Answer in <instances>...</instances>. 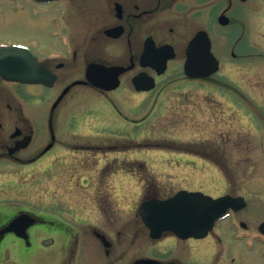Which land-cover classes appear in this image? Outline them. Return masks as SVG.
I'll return each mask as SVG.
<instances>
[{"label": "flooded vegetation", "instance_id": "obj_1", "mask_svg": "<svg viewBox=\"0 0 264 264\" xmlns=\"http://www.w3.org/2000/svg\"><path fill=\"white\" fill-rule=\"evenodd\" d=\"M46 6L62 14L72 42L53 45L42 53L25 43L44 70L56 77L52 87L38 86L45 91L43 119L32 117L36 85L8 81L0 74V169L2 165L13 170L29 168L49 160L48 154L64 145L63 137L77 143L90 138L81 132L84 125L75 112H70L72 118L60 121L61 126L50 120L52 89L64 91L70 84L83 81L69 88L71 104L80 107L88 97L98 106L95 111L102 116V127L120 130L112 137L128 142L132 137H142L141 128L169 86L182 85L177 90L189 87L188 93L181 92L184 96L180 99L185 101L194 98L199 88H205L203 85L214 82L223 86L225 103L221 136L223 197H229L235 207H230L229 214L204 238L182 239L164 233L153 240L140 219L119 224L113 214L117 201L110 191L112 181L117 175H136L134 171L116 169L104 160L101 166L65 168L53 166L59 164L53 160L43 169L49 185L52 170L76 176V186L80 180L82 188L83 182L94 185L93 192L80 191L83 208L79 207L78 214L82 217L70 214L73 220L78 219L81 229L55 213L0 201V230L23 213L37 219V224L27 230L28 243L13 233L0 235V264H37L41 254L45 264H136L137 259L156 261L140 264H264V0H60ZM199 33L210 40L219 61L216 77L197 79L185 73L188 45ZM196 52L202 59L201 51ZM90 64L124 69L118 78L119 87L112 91L94 87L86 79ZM208 67L198 65L194 70ZM113 77L107 78L105 85ZM152 80L156 86L147 90ZM192 83L197 85L188 86ZM149 101L150 114L132 118L122 112L131 109L141 114ZM176 114L173 121L178 124L180 114ZM209 126L205 121L198 128L201 135ZM131 128H139V132H124ZM48 145L51 148L43 153ZM55 196L53 193V203L63 205L64 195H59L60 199ZM145 198L164 197L151 187ZM137 239L138 253L131 250Z\"/></svg>", "mask_w": 264, "mask_h": 264}, {"label": "rangeland", "instance_id": "obj_2", "mask_svg": "<svg viewBox=\"0 0 264 264\" xmlns=\"http://www.w3.org/2000/svg\"><path fill=\"white\" fill-rule=\"evenodd\" d=\"M17 4L18 5L13 8H0V42H29L31 46L35 48L40 46L42 50L45 48H51L56 42H58V39L55 38L54 32L62 31L64 29L63 24L53 23L51 19L48 18L49 16L46 14L47 10L44 7L36 6L26 0H21ZM215 87L223 91L222 87ZM216 91V88H211L209 90V94L214 95ZM44 92L45 91L42 90V88L36 87V100L39 98L43 99ZM178 94L179 93L169 92L167 95L168 103L166 102L167 107L162 108L164 110H162L159 114L158 111H155L151 121V128H153L157 134L160 133L161 135H165L169 133L171 136H173V134H175L174 136L178 135L180 137L179 140L174 138H164L167 140L164 142L162 138L152 137L149 139V137L146 135L139 140L140 142L131 141L126 143L125 145L128 146L127 148L129 150L120 154L115 153L114 155L117 156L118 160H126L127 162L134 158L143 159V161L153 172L159 173L162 176L159 181L163 183L170 182L171 186L168 185L166 188V190L168 189L169 192H171L170 194H172L174 191H177V187L179 186L182 188V190L190 192H202L204 195L207 194L209 196L216 197L217 194L214 193L213 189L216 192L219 190L221 192L223 188L220 183L222 180L220 174L214 171L206 161H202L196 156H193L192 153L188 152L187 150L190 149V146H195V149H201V147L203 148L204 144H207L208 148L211 150L219 149V142L216 141L220 140V132L223 131H221L223 127V113L222 111L219 112V110H216V112L212 111L211 114L209 111L204 112L200 108L193 107V104L188 100L178 103L174 97V95ZM196 96L198 97L201 95ZM215 102L222 103L216 97ZM215 102H210L209 107L211 106L212 108L216 106ZM38 109L39 105L36 104L34 113L35 116H37L36 113L38 112ZM221 109L223 110V107ZM177 112L180 114L178 116L180 117L178 124L173 121L174 117L177 116ZM127 114L130 115L128 110ZM64 118H68V116L65 114ZM205 121L209 122L210 129H208L206 135L200 137L202 139L208 137L209 140L205 143H199L197 141L200 134L198 128L201 127ZM194 134L197 135L196 138H193L192 135ZM190 141H192V143H190ZM79 144L81 143H78L77 145ZM133 144H147V147H140L136 149H134V147H129ZM155 145L161 147L157 148ZM122 147L123 145L121 148ZM172 149L175 150L173 151ZM180 150H183L184 152ZM86 155L88 156V154ZM119 165L121 164H116L117 167ZM164 169H172L174 173L171 174L172 177H169V173H166ZM4 173L0 174V182L3 181L1 178L4 180H10L11 178H14V175L10 174L11 171H6ZM25 176L26 175H23L22 177L21 175L18 176L21 178L18 181L17 187L21 189L26 188V190L23 192L21 189L17 190L15 192V196L16 199L19 200V206H26L29 209L33 208L36 211L40 207L32 204L34 201L35 204H42L45 199V194L43 193L44 186L42 184H36V180L38 179L37 174L30 172L29 176ZM33 185L35 186L33 187ZM130 187L132 190H135L133 191L134 194H132L133 197H135V184H131ZM74 195L75 193H73V196ZM133 207L134 205L124 209L126 211L125 216H132L131 209H133ZM45 263V256L42 255L38 260V264Z\"/></svg>", "mask_w": 264, "mask_h": 264}, {"label": "water", "instance_id": "obj_3", "mask_svg": "<svg viewBox=\"0 0 264 264\" xmlns=\"http://www.w3.org/2000/svg\"><path fill=\"white\" fill-rule=\"evenodd\" d=\"M0 56L3 62L17 67L12 77L21 81L40 82L42 77L40 73L31 76L35 68L39 70L36 58L17 52L13 55H4L0 52ZM18 66H21V71ZM140 214L154 238H158L161 232L167 230L184 237H203L207 235L215 221L224 214L223 198L212 201L200 193L182 191L166 201L145 203L140 209ZM18 221L17 219L11 222L7 231H16L15 225Z\"/></svg>", "mask_w": 264, "mask_h": 264}]
</instances>
